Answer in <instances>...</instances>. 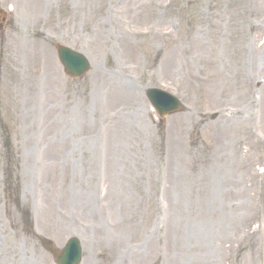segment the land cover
<instances>
[{"label":"rangeland","instance_id":"1","mask_svg":"<svg viewBox=\"0 0 264 264\" xmlns=\"http://www.w3.org/2000/svg\"><path fill=\"white\" fill-rule=\"evenodd\" d=\"M1 9L0 264H55L41 239L72 237L81 264H264V0ZM149 88L184 110L160 124Z\"/></svg>","mask_w":264,"mask_h":264},{"label":"water","instance_id":"2","mask_svg":"<svg viewBox=\"0 0 264 264\" xmlns=\"http://www.w3.org/2000/svg\"><path fill=\"white\" fill-rule=\"evenodd\" d=\"M60 56L61 59L63 60V63L65 65V68L67 72L73 76H80L84 74L88 70V64L85 61V59L77 55L69 50H66L64 48H60ZM161 106V105H160ZM168 107V108H166ZM163 114H166L167 112H174L176 111L179 106L178 104H166L164 103V106H162ZM78 241L77 240H72L69 245L67 246L63 257L66 258L64 261L65 264H78L80 261V248L78 246Z\"/></svg>","mask_w":264,"mask_h":264},{"label":"bare ground","instance_id":"3","mask_svg":"<svg viewBox=\"0 0 264 264\" xmlns=\"http://www.w3.org/2000/svg\"><path fill=\"white\" fill-rule=\"evenodd\" d=\"M263 29H264V26H263ZM258 38V37H257ZM256 37H252V36H249V40L251 41V42H256V41H258V39H257ZM262 47H264V41H263V45H262ZM256 51H260V49H259V46H257L256 48L255 47H253V46H251V49H250V56H251V64H252V66H251V69L252 68H254L255 69V71H257L258 70V68L260 69V71H264V56H259V59H258V56H257V53H256ZM228 112H223V114L221 115V116H223L224 117V119H225V121L227 120V118H228ZM194 119H191V120H193V121H196V123H203V118H200L199 117V120H196V117H193ZM202 119V120H201ZM235 120H238L237 121V123L239 122V120L240 119H238V118H234L233 119V122L235 121ZM223 131H225V129H222Z\"/></svg>","mask_w":264,"mask_h":264}]
</instances>
